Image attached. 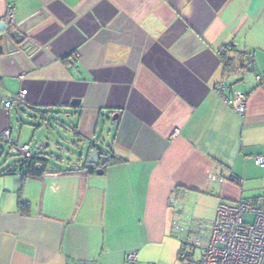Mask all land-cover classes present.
Returning <instances> with one entry per match:
<instances>
[{"label":"crops","instance_id":"obj_1","mask_svg":"<svg viewBox=\"0 0 264 264\" xmlns=\"http://www.w3.org/2000/svg\"><path fill=\"white\" fill-rule=\"evenodd\" d=\"M10 8L0 142L26 133L48 162L41 176L0 168V264H178L176 219L210 226L220 200L262 199L264 0H0V21ZM221 82L226 96L246 93L245 114L218 95ZM21 89L25 102L6 108ZM54 114L75 146L122 162L100 174L88 160L51 162Z\"/></svg>","mask_w":264,"mask_h":264},{"label":"built area","instance_id":"obj_2","mask_svg":"<svg viewBox=\"0 0 264 264\" xmlns=\"http://www.w3.org/2000/svg\"><path fill=\"white\" fill-rule=\"evenodd\" d=\"M5 21L9 26L15 23L14 10L10 8ZM229 47H225L222 53ZM24 74L20 76L23 78ZM259 81L261 76L257 77ZM226 84L219 83L216 92L226 104L232 106L239 115L245 114L248 96L236 93L232 96L224 95ZM27 89L8 97L4 105L10 108L12 105L25 102ZM1 138L11 144V152L14 155L30 158L34 152L29 143L19 145L11 139L9 129L2 133ZM257 165L264 167V156L257 155ZM40 167L41 163H37ZM212 181H225L224 177L210 174ZM252 215L251 220L247 215ZM174 232L181 240V249L178 253V264H264V201L250 200H220L215 218L210 226L204 220H194L187 224L182 219L174 221ZM138 258L136 250L127 254V260L135 263ZM148 264H158L149 262Z\"/></svg>","mask_w":264,"mask_h":264},{"label":"rangeland","instance_id":"obj_3","mask_svg":"<svg viewBox=\"0 0 264 264\" xmlns=\"http://www.w3.org/2000/svg\"><path fill=\"white\" fill-rule=\"evenodd\" d=\"M36 117H38V116H36ZM55 117L60 119V121L61 120L64 121L68 125L71 124L69 119L67 120L68 117L65 115L58 116L57 114H54V116L51 117V119H53ZM32 124L35 125V127L37 126V123H35V121L34 122L32 121ZM41 124H44V122L41 121ZM55 132L58 133V135L54 134V136L56 137V141L58 143H61L62 147L59 150L56 147H54V145L51 144L50 148H44V151L46 149H48L46 155L50 156V157L48 156V158L51 162H53L54 164L61 165V166L63 165V167L68 168V167H71L72 165H74L75 163L78 164V163L87 159L89 146L86 148L85 147L83 148L82 147L83 145L75 146L73 141H70L71 138L69 136H68V138L66 137V135H65L66 131L60 125H57ZM26 136H27L26 133L22 134V137H21L22 139L20 142L21 145L25 142ZM31 147H32L33 152H37V150H36L37 143L35 141L31 142ZM56 158H59V159H56ZM0 159H3V164H0V168H2L3 166L6 165L5 162L7 160L10 163H14L13 165H17L18 160L21 159V156L20 155H14L11 152V144L6 143L5 144V151L0 155ZM62 159H63V162H62ZM7 168L8 167H6L5 169H7ZM5 169H0V170H5ZM256 186H258L260 188L261 187L264 188V183H263V185H262V183H256ZM262 191H263L262 192V199H264V189H262ZM251 217H252L251 214L247 215V219L251 220Z\"/></svg>","mask_w":264,"mask_h":264},{"label":"trees","instance_id":"obj_4","mask_svg":"<svg viewBox=\"0 0 264 264\" xmlns=\"http://www.w3.org/2000/svg\"><path fill=\"white\" fill-rule=\"evenodd\" d=\"M230 48V47H229ZM223 59L227 64H230V59L226 56L225 52L223 53ZM2 141H4L1 138ZM0 142L1 143H7L6 141L4 142ZM0 154H1V149H0ZM42 153L40 151L34 152V155L30 158H26V157H21V159L18 160V165L22 168V170H24L23 176L24 177H28V176H41L47 168V162L48 159L44 156L41 155ZM122 162V160L120 158H118L117 156L110 154L107 151H103L102 150V156H101V160L97 163V164H92L91 162H87L84 167L86 169H88V172H97V169L99 167H107L109 165H115ZM37 163H41L42 166L40 167L39 165H37ZM5 171H2L0 173H4ZM14 171L12 170H8L7 173H13ZM234 181L235 179L232 178ZM18 207L21 213L26 214L29 211V202L25 201L24 199L20 198L19 202H18ZM181 249V248H180Z\"/></svg>","mask_w":264,"mask_h":264},{"label":"water","instance_id":"obj_5","mask_svg":"<svg viewBox=\"0 0 264 264\" xmlns=\"http://www.w3.org/2000/svg\"><path fill=\"white\" fill-rule=\"evenodd\" d=\"M9 29H11V28L5 20L0 21V32L8 31ZM10 36L11 37H17L19 39V41H23V36L17 31H12ZM5 37L8 38L7 36H5ZM79 102H80V99H73L72 104L74 105V104H77ZM116 116H118V115H115V117ZM52 121H53V124H50V126H49V129H50L49 134L53 133V134L58 135V133L55 132L57 125H60L62 127V125H64L65 122L62 120L60 121V119H58L56 117L53 118ZM54 138H56V137L54 136ZM37 148H40V144L38 145ZM102 150L103 149L100 146H90L88 149V155H87L86 160H88L92 164H97L101 160ZM97 173H99V174L103 173V168H98Z\"/></svg>","mask_w":264,"mask_h":264}]
</instances>
